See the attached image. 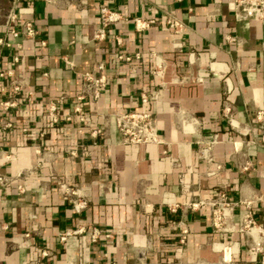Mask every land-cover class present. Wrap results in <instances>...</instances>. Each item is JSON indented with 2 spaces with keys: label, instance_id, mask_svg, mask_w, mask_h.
Segmentation results:
<instances>
[{
  "label": "crops",
  "instance_id": "0c3cea01",
  "mask_svg": "<svg viewBox=\"0 0 264 264\" xmlns=\"http://www.w3.org/2000/svg\"><path fill=\"white\" fill-rule=\"evenodd\" d=\"M102 3L121 18L96 39ZM5 5L31 21L35 34L11 36L2 13L0 264L264 259V252L248 249L250 237L234 229L242 205L233 208L227 232L212 224L210 205L191 206L223 189L234 199L252 200L264 226V116L256 117L264 106V18L237 19L233 0ZM137 16L155 21L138 29ZM169 18L181 22L179 33L169 28ZM135 52L141 56H117ZM98 62L107 82L96 101L81 100L89 122L66 119L83 72ZM14 82L20 90H13ZM142 91L155 94L152 116L161 142L126 143L116 126L115 114L138 108ZM51 100L58 101L57 121L47 110ZM80 200L86 205L76 210ZM79 227L60 239L63 230ZM94 228L99 234L93 240ZM223 243L233 247L231 260L222 257ZM41 248L49 254L41 257Z\"/></svg>",
  "mask_w": 264,
  "mask_h": 264
},
{
  "label": "built area",
  "instance_id": "2783aa9c",
  "mask_svg": "<svg viewBox=\"0 0 264 264\" xmlns=\"http://www.w3.org/2000/svg\"><path fill=\"white\" fill-rule=\"evenodd\" d=\"M234 2V15L237 19L256 17L264 18V0H233ZM99 18L100 24L95 29L94 38L103 39L106 36L107 28L110 24L117 22L121 18V14L108 5L102 3L99 5ZM154 18H142L137 16L134 18V24L138 29L148 27ZM8 33L11 36H18L23 33L28 36L35 34V28L31 21L23 20L18 16L13 9L7 13ZM19 24L20 28L14 26ZM167 24L174 34H177L181 30V22L175 18L167 19ZM118 42H121V37L116 36ZM0 42H5L3 37H0ZM7 42V41H6ZM44 43V41H42ZM118 58H124L130 60L132 57L138 58L141 56L140 52H135L132 56L130 54L119 53ZM104 64L98 62L95 69L86 70L81 76V89L72 99V113L65 116L66 119H71L73 116H77L84 122H89V117L82 111L81 100L85 97L90 100L96 101L103 87L106 85L107 78L103 71ZM3 72H0L2 75ZM13 90H20V85L16 82L13 83ZM4 91L3 87H0V92ZM28 98H33V91H28ZM155 98V94L142 91L138 98V108L128 109L115 114V122L118 130L121 132L124 142L135 143H147V142H161V137L157 132L156 124L152 116V101ZM6 106H12L16 103V100H2ZM57 100H51L47 105L49 115L54 121L59 118L57 111ZM264 116V106L259 108L256 112L258 119ZM95 131V130H94ZM72 153H76L75 149L71 150ZM244 169L248 168V165L243 166ZM5 181L3 176H0V183ZM208 204L211 206V219L212 224L216 229L223 232L232 231L229 226V221L232 218V210L237 205H242L243 215L240 225L234 229L243 232L250 237V241L247 243L248 249L253 253L264 252V226H262L253 214L252 200L249 199H234L230 197L226 190L219 189L216 195L212 198L198 199L191 202V206L194 208L200 205ZM86 205V200H80L74 203V208L79 210ZM182 232H186L185 228L181 229ZM82 231V228L65 229L60 234L61 240L74 233ZM99 234L97 228H94L92 232V239L94 240ZM182 235L181 240H183ZM222 251V257L224 260H231L233 255V247L231 244L223 243L220 246ZM39 255L45 256L49 254L48 250L41 248L38 251ZM110 264H119L117 262H111ZM257 264H264V259H261Z\"/></svg>",
  "mask_w": 264,
  "mask_h": 264
},
{
  "label": "rangeland",
  "instance_id": "374dc122",
  "mask_svg": "<svg viewBox=\"0 0 264 264\" xmlns=\"http://www.w3.org/2000/svg\"><path fill=\"white\" fill-rule=\"evenodd\" d=\"M5 1L6 0H0V19H1V16H2V13H4V18H6V15L8 13V8L6 7L5 5ZM7 8V9H6Z\"/></svg>",
  "mask_w": 264,
  "mask_h": 264
}]
</instances>
